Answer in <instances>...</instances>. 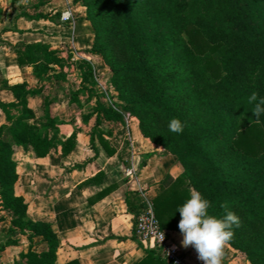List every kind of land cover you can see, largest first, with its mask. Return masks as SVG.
<instances>
[{
	"label": "trees",
	"instance_id": "trees-1",
	"mask_svg": "<svg viewBox=\"0 0 264 264\" xmlns=\"http://www.w3.org/2000/svg\"><path fill=\"white\" fill-rule=\"evenodd\" d=\"M75 1L85 6L94 29L89 52L109 66L115 92L111 103L97 98L84 115L85 121L95 118L92 149L97 154L98 140L115 154L106 135L112 136L129 115L136 116L142 134L174 154L183 166L180 175L168 173L159 181L152 198L161 227L180 231L177 209L195 189L211 202L209 215L222 218L226 213L221 204L227 202L241 221L230 245L252 264H264V115L257 122L254 104L248 102L252 92L264 98V0ZM13 47L19 64L33 66L39 78L55 71L54 65L68 63L61 49L45 43L20 42ZM80 68L84 81L98 85L91 62H80ZM52 77L65 78V74L55 72ZM0 83L15 98L0 100L9 122L0 125V196L12 212V236L6 245L17 243V234H27L29 248L16 264H60L58 232L52 223L32 219L25 198L16 194L19 174L13 155L23 150L44 157L58 144L68 154L77 145L78 130L66 140L59 138L56 99L44 95L43 87L12 84L3 77ZM83 88L92 94V88ZM42 94L45 123L39 124L31 121L37 114L29 98ZM172 118L186 122L182 134L169 131ZM146 207L144 197L131 206L135 217ZM36 237L42 238L43 247L34 248ZM64 264L81 263L72 259ZM137 264L172 263L161 248H146Z\"/></svg>",
	"mask_w": 264,
	"mask_h": 264
},
{
	"label": "crops",
	"instance_id": "crops-1",
	"mask_svg": "<svg viewBox=\"0 0 264 264\" xmlns=\"http://www.w3.org/2000/svg\"><path fill=\"white\" fill-rule=\"evenodd\" d=\"M66 10L72 11V22L61 21ZM20 42L45 43L51 49H61V56L68 63L64 67L54 65L55 71L39 78L33 66L19 64L13 46ZM93 42L94 29L86 18V8L75 0H0V77L12 84L26 82L30 88L43 87L44 95L56 99L53 110L60 121V139L66 140L78 130L77 145L68 154L63 152L62 144L44 157L16 151L13 157L19 179L15 190L28 203L32 219L50 222L58 232L60 264L72 259H78L81 264H137L145 257L146 248L135 235L132 208L145 195L155 197L159 181L168 173L180 175L183 166L174 154L145 137L138 118L132 115L114 129L112 136L106 135L115 154L108 153L98 140L97 154L92 149L95 118L85 121L84 115L96 105L97 98L109 104L100 87L105 84L111 87L112 75L102 57L89 52ZM84 60L93 64L96 77L108 70L104 79L97 77L98 85L83 80L80 62ZM55 72L64 73L65 78L52 77ZM83 87L92 88V94ZM111 92L114 95L112 87ZM44 95L29 98V105L37 114L32 122L45 123ZM0 100H15L1 83ZM3 124L9 122L0 108V125ZM106 127L111 125L107 123ZM84 161H87L84 167H75ZM129 168L134 170L133 176L126 174ZM100 172H104L102 178L86 182ZM111 186L115 187L110 192L91 201ZM167 234L170 243L179 247L185 264H203L194 248L182 247L180 231L168 230ZM34 242H40L34 248L44 246L41 237H36ZM222 264L252 263L229 245Z\"/></svg>",
	"mask_w": 264,
	"mask_h": 264
},
{
	"label": "clouds",
	"instance_id": "clouds-1",
	"mask_svg": "<svg viewBox=\"0 0 264 264\" xmlns=\"http://www.w3.org/2000/svg\"><path fill=\"white\" fill-rule=\"evenodd\" d=\"M250 104H254L253 116L257 122L264 115V98L259 97L257 92H252L248 98ZM186 122L179 118H172L168 122L171 133L182 134ZM211 202L204 198L195 189L190 191V198L177 211L180 213L178 228L182 235L181 245L187 249L192 247L197 253V259L203 264H222L225 249L234 238V227L241 226V221L235 212L229 210L227 202L221 204L225 209L222 218L209 215ZM159 240L165 238L163 231L158 233ZM175 247V246H173Z\"/></svg>",
	"mask_w": 264,
	"mask_h": 264
},
{
	"label": "built area",
	"instance_id": "built-area-1",
	"mask_svg": "<svg viewBox=\"0 0 264 264\" xmlns=\"http://www.w3.org/2000/svg\"><path fill=\"white\" fill-rule=\"evenodd\" d=\"M60 19L63 22H72L74 20L72 11H63ZM126 174L133 176L134 170L129 168L126 170ZM143 194L145 195V193ZM145 198L147 201V207L135 217V232L138 239L145 248H161L166 259L172 264H185L184 257L182 256L179 247L170 243L167 231L161 227L160 221L154 211L152 198L147 197L146 195ZM161 231L165 234V238L162 242H160L158 236V233Z\"/></svg>",
	"mask_w": 264,
	"mask_h": 264
},
{
	"label": "rangeland",
	"instance_id": "rangeland-1",
	"mask_svg": "<svg viewBox=\"0 0 264 264\" xmlns=\"http://www.w3.org/2000/svg\"><path fill=\"white\" fill-rule=\"evenodd\" d=\"M107 72L108 70L105 72V74L100 72L99 76L97 77L99 79H104ZM102 83L105 84V80ZM100 88L101 95L106 98L105 100L107 103H111L114 97L111 92V87H108L105 84ZM1 95V97L7 96L6 94ZM11 225L12 212L4 206L3 200L0 196V264H16V260H21V252L27 251L30 245V240L27 234L23 233H19L15 236L17 243L6 245L7 240L12 236V233L10 232ZM39 243L40 242H34V246L38 245Z\"/></svg>",
	"mask_w": 264,
	"mask_h": 264
}]
</instances>
